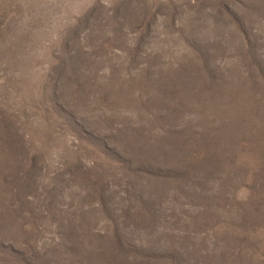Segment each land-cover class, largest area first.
I'll return each instance as SVG.
<instances>
[{
    "label": "rangeland",
    "instance_id": "374dc122",
    "mask_svg": "<svg viewBox=\"0 0 264 264\" xmlns=\"http://www.w3.org/2000/svg\"><path fill=\"white\" fill-rule=\"evenodd\" d=\"M0 264H264V0H0Z\"/></svg>",
    "mask_w": 264,
    "mask_h": 264
}]
</instances>
